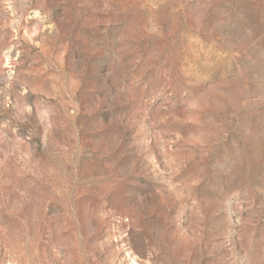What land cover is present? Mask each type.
<instances>
[{
    "label": "rangeland",
    "instance_id": "rangeland-1",
    "mask_svg": "<svg viewBox=\"0 0 264 264\" xmlns=\"http://www.w3.org/2000/svg\"><path fill=\"white\" fill-rule=\"evenodd\" d=\"M0 264H264V0H0Z\"/></svg>",
    "mask_w": 264,
    "mask_h": 264
}]
</instances>
